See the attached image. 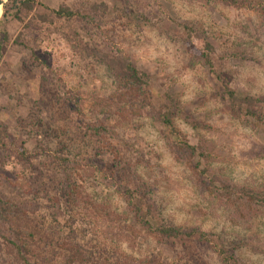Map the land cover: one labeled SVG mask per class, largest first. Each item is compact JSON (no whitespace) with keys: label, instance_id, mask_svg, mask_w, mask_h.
Here are the masks:
<instances>
[{"label":"rangeland","instance_id":"374dc122","mask_svg":"<svg viewBox=\"0 0 264 264\" xmlns=\"http://www.w3.org/2000/svg\"><path fill=\"white\" fill-rule=\"evenodd\" d=\"M22 1L0 0V194L27 206L41 257L63 261L58 244L70 239L93 264H222L208 245L150 235L128 187L153 199V223L228 234L237 264H264V219L234 216L206 190L214 174L264 190V125L239 115L224 89L264 96V0H251L254 10L212 0H35L29 10ZM63 7L80 17L60 18ZM106 53L149 76L138 98L113 78ZM173 103L185 140L213 155L201 169L157 119ZM55 157L69 161L76 211ZM0 231L9 235L1 221ZM0 264L18 263L6 252Z\"/></svg>","mask_w":264,"mask_h":264},{"label":"trees","instance_id":"16d2710c","mask_svg":"<svg viewBox=\"0 0 264 264\" xmlns=\"http://www.w3.org/2000/svg\"><path fill=\"white\" fill-rule=\"evenodd\" d=\"M212 1L236 9H255V6L251 4V0ZM32 2L34 5L35 0L22 1L19 7L22 8L23 6L31 10ZM56 15L60 18L72 19L77 15L79 16V13L72 12L69 8L63 7L56 12ZM184 28L189 37L194 34L189 26H184ZM4 41L5 40L0 41V60L2 58ZM213 52V46L209 42H206L205 54H202V56L209 65H212L210 58ZM104 60L119 86L125 87L126 89L129 88L133 93H131V95L138 98L143 88L148 84L149 76L139 71L131 63L129 58L106 53L104 54ZM224 89L232 108L239 115L264 125V96L259 98L246 95L238 96V94L232 91L227 85L224 86ZM176 109L178 108L174 106V103L171 106H161L156 113L157 119L161 125L165 127L169 135L174 138L180 153L183 155L187 154L190 160L197 158L199 162H197L196 169H201L205 164L210 162L213 155L202 146H192L185 140V136L179 132L175 124ZM193 125L197 128L206 127V125L201 123H194ZM98 130L100 129H95L97 136L100 135ZM1 133L0 146L2 144ZM55 159L57 165H59L64 173V181L66 184L65 200L70 206V209L76 211L81 203V195L74 182L73 174L67 167L69 161L65 157H55ZM210 171L209 168H204L202 170V175L209 174ZM124 173L131 176L130 178L133 177L132 173H129V171L128 173ZM206 190L222 205L233 208L234 216L241 218L244 214L248 217L250 214L253 217L259 216L261 219H264L263 189L240 187L223 179L220 175L214 174L209 184H207ZM123 194L135 220L140 223V226L143 227L144 230L157 238L160 242L172 240L185 243L198 242L203 246L208 245L210 249L219 256L222 264H237L234 248H229L232 247L233 242L231 243L229 240L228 234L215 236L203 232L199 228L186 230L169 224H155L153 220L155 221L156 219L155 212H157V205L154 203L153 199L146 198L144 196L145 194H138L135 190L128 187ZM0 221L9 232V235L6 236L0 231V260H2V254L7 252L18 264H57L55 261L56 257H41L38 253L40 239L35 232L36 226L34 218L30 216L27 206L16 204L8 200L5 195L0 194ZM67 240H63L58 244L59 248L64 251V259L58 264H93V259L89 257L87 251L84 250L80 244L70 239ZM157 264L167 263L157 262Z\"/></svg>","mask_w":264,"mask_h":264}]
</instances>
